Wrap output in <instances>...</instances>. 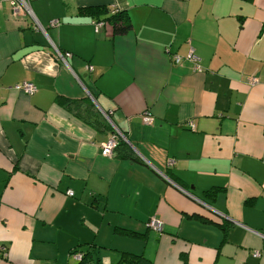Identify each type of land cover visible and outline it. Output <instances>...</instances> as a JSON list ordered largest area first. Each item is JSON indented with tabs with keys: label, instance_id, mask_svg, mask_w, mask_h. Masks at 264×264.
I'll return each mask as SVG.
<instances>
[{
	"label": "crops",
	"instance_id": "crops-1",
	"mask_svg": "<svg viewBox=\"0 0 264 264\" xmlns=\"http://www.w3.org/2000/svg\"><path fill=\"white\" fill-rule=\"evenodd\" d=\"M29 6L44 33L0 0V264H264V0ZM91 7L131 29L96 30ZM109 120L128 149L103 157Z\"/></svg>",
	"mask_w": 264,
	"mask_h": 264
},
{
	"label": "trees",
	"instance_id": "trees-1",
	"mask_svg": "<svg viewBox=\"0 0 264 264\" xmlns=\"http://www.w3.org/2000/svg\"><path fill=\"white\" fill-rule=\"evenodd\" d=\"M79 13L82 15H86L91 18H94L95 19L94 23L96 24L101 23L104 26L110 27L112 30V34L114 36L125 35L131 29L129 17L125 12H122V11L114 10L112 12H108L107 9H105L104 7H97V8L91 7V8L80 9ZM198 71H199V68H198ZM71 104H73V102H71ZM145 116H147V114ZM108 131L110 133V136H112V134L115 135L112 125L108 126ZM120 135H115L116 136L115 137L116 146L113 150V156L115 155L116 152L118 153L120 148L122 147L127 148L128 146L124 139L125 138L124 134L121 133ZM124 157L127 158L128 156H124ZM170 167L167 166L168 169H170ZM164 177L166 178L167 182H170L168 180L169 178L165 174H164ZM68 197H72V196H68ZM189 217L192 219L198 220L203 224L212 223L209 219H207L206 217H203L202 215L192 214ZM147 223H146V228L148 230H151L150 228L147 227ZM216 225L220 226V224L218 223ZM114 233L116 235L118 234V235H122L128 238H135V239H143V237L145 238L144 234L133 233L131 231H126L122 229H114ZM76 255H81V259L79 261L74 260L75 261L74 264H93L92 262H93L94 255L90 251L88 250L87 251H79V250L71 251V256L73 257V259ZM95 261L97 262V260ZM115 264H150V263L147 260H145L142 256L134 255V254L132 255L128 253H121L120 259Z\"/></svg>",
	"mask_w": 264,
	"mask_h": 264
},
{
	"label": "built area",
	"instance_id": "built-area-1",
	"mask_svg": "<svg viewBox=\"0 0 264 264\" xmlns=\"http://www.w3.org/2000/svg\"><path fill=\"white\" fill-rule=\"evenodd\" d=\"M9 4H10V9H11V13L13 16H21V17H29L31 18L32 22L35 24V26L37 27V29H39L40 31H42L44 33V30L41 26H39V24L37 23L34 15L32 14V11L30 9L29 6V0H9ZM58 22L57 21H51L49 23L50 27H54ZM102 24L101 23H97L95 24V29L97 30ZM54 50V54L55 56L64 64L66 65V60L71 56L69 53L67 52H60L58 50H56L55 48ZM187 60L191 61L195 68L198 69L199 67L197 66L198 63V58L194 55L193 50L190 49L188 54H187ZM173 61L178 64L181 59L179 57H174ZM67 66V65H66ZM258 81L254 78H250L249 80H247V83L249 84V86H254L256 85ZM17 89L22 90L25 94L27 95H31L36 91V88L33 84H29V83H23L20 86H16ZM142 121L145 125H149L152 123V118L149 116H143L142 117ZM110 122V120H109ZM110 124L112 125V123L110 122ZM113 127V126H112ZM114 130V134L115 135H120L119 131L116 130L115 128H113ZM115 135L112 134V136H110L108 138V140L106 141V143L103 144L102 148H101V155L103 157H112L113 156V150L116 146V142H115ZM121 136V135H120ZM167 166L170 167L172 166V161L171 160H167ZM67 196H72V192H67ZM147 227L150 228L151 230L155 231V232H161L163 229V224L154 218H151L148 223H147ZM0 255L1 257H5L6 255V249L3 247H0ZM262 255H264V253L261 252H254L252 254L253 258H259ZM81 259V255H76L74 257V260L79 261Z\"/></svg>",
	"mask_w": 264,
	"mask_h": 264
},
{
	"label": "water",
	"instance_id": "water-1",
	"mask_svg": "<svg viewBox=\"0 0 264 264\" xmlns=\"http://www.w3.org/2000/svg\"><path fill=\"white\" fill-rule=\"evenodd\" d=\"M40 26V25H39ZM37 28V27H36ZM109 119V118H108ZM113 126V125H112ZM113 128H115L114 126H113ZM116 130H118L117 128H115ZM120 133V132H119ZM121 134V133H120ZM127 142V141H126ZM162 177H164L163 176V174H162ZM164 179L166 180V178L164 177ZM167 181V180H166ZM262 237H264V236H262Z\"/></svg>",
	"mask_w": 264,
	"mask_h": 264
}]
</instances>
